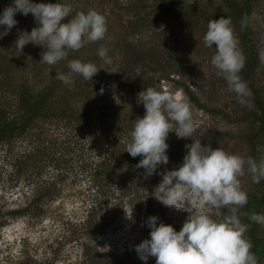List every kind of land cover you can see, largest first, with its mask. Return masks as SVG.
Instances as JSON below:
<instances>
[{"label":"rangeland","instance_id":"obj_1","mask_svg":"<svg viewBox=\"0 0 264 264\" xmlns=\"http://www.w3.org/2000/svg\"><path fill=\"white\" fill-rule=\"evenodd\" d=\"M32 3L0 0V108L24 125L21 96L53 90L48 112L0 142V264L243 260L246 197L264 194L253 162L264 163V131L251 146L260 124L238 24L202 17L231 16L227 0H179L178 17L138 16L130 0ZM249 22L264 97V0ZM128 43L161 61L156 96L170 105L144 108L113 89L131 64ZM251 219L264 243V205Z\"/></svg>","mask_w":264,"mask_h":264},{"label":"trees","instance_id":"obj_2","mask_svg":"<svg viewBox=\"0 0 264 264\" xmlns=\"http://www.w3.org/2000/svg\"><path fill=\"white\" fill-rule=\"evenodd\" d=\"M27 6L33 5V0H19ZM131 3L128 7L139 8L141 11L138 16L142 15V11L153 8L155 15H166L172 14L170 16L179 15V7L182 4H179V0H130ZM256 0H244L242 5L231 2L227 0L228 7L231 12V16H226L222 14H205L202 17L208 23H217L224 20L230 19L233 22L237 23L243 38V44L248 53V60L243 69V81L248 89L254 104L257 108V114L254 116L255 120L260 124V130L255 135L248 137V142L251 146L255 143V140L258 139L259 135L264 131V97L254 86V76L259 67V58L255 46L251 41V30L249 17L252 15L253 5ZM152 3V5L150 4ZM141 6V8H140ZM175 17V18H176ZM144 21V18L140 19V23ZM134 25L131 26V30L138 29ZM37 46L39 49L45 45L46 48H50L51 45L55 44L37 40ZM128 57L130 56V63L128 64V71L123 76H118L112 83L114 90L122 95L123 93L127 96H131L139 101V103L144 106V108H150L153 106L160 105H170L172 103V98L169 95L160 93L157 97L156 93L159 91L156 90L155 85L158 82L156 76L160 73L159 68L161 66V61L155 57V55L149 51L141 49L134 44H127ZM43 51V50H42ZM66 51L70 54L74 51L70 45L66 47ZM37 59L33 62L35 67L37 66ZM128 61V60H127ZM131 65V66H130ZM121 77V78H120ZM185 92L191 102L200 109H206L200 104L199 99L190 91V89L183 85ZM53 95V90L51 87L43 88L38 92L35 97L30 92H25L21 96L20 108L24 112V117H26V122L24 125L32 123L37 118L41 117L47 110V104L50 102V98ZM128 98V97H127ZM170 111L172 108L170 107ZM22 123L18 126L15 122L8 121L6 112L0 108V142L4 140H11L14 136L17 135L19 130H23L24 126ZM253 162L256 165L261 166L264 170V163L258 162L256 158L253 157ZM117 165V164H116ZM122 165H120L121 167ZM119 167V165H117ZM121 169V168H120ZM264 205V194L260 197L249 194L246 197L245 203V224L248 230V235L252 241L251 248L247 251L245 258L240 259L233 258L229 264H242L246 259H264V243L257 237V231L253 225L251 219L252 214L255 211V207Z\"/></svg>","mask_w":264,"mask_h":264}]
</instances>
